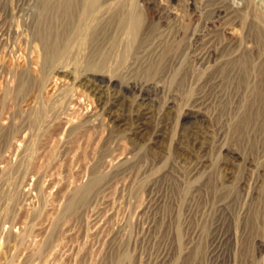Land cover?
<instances>
[{
    "label": "rangeland",
    "instance_id": "obj_1",
    "mask_svg": "<svg viewBox=\"0 0 264 264\" xmlns=\"http://www.w3.org/2000/svg\"><path fill=\"white\" fill-rule=\"evenodd\" d=\"M117 1L50 65L0 0V264H264V0Z\"/></svg>",
    "mask_w": 264,
    "mask_h": 264
},
{
    "label": "bare ground",
    "instance_id": "obj_2",
    "mask_svg": "<svg viewBox=\"0 0 264 264\" xmlns=\"http://www.w3.org/2000/svg\"><path fill=\"white\" fill-rule=\"evenodd\" d=\"M120 5H121L120 1H117V0H115L114 2H113V0H40V3L38 5L39 6V12H40V14H39L40 19H42V18L44 19L47 16L46 15L47 11H50L49 13H51V11H52V13H53L54 12L53 10H58L61 8H63L65 13L68 14L67 18L68 17L70 18L69 23H66V26L64 27V29L62 28L63 30L61 32H57L58 30L55 31L52 23H49V26L47 29L48 30L47 35L44 36V38L42 39V50H43L42 52L44 54V56H43L44 61L51 65V63H53L55 60L63 57L69 50V43L74 38H76L77 36H80V37L81 36H89V37H91L94 34L95 27L98 25V23L102 22V19L105 17V15L108 12L111 11V9L113 7H116V8L118 7L117 9H119V8H121V9H119L118 13L116 14L117 15V21L115 20L116 21V23H115L116 26L114 28L115 34H114V36L112 35V37H111V41H112L111 46L113 45V47H115L117 44H120V42H122V39L119 37L121 32L126 33L128 36L127 40L132 41L133 38L136 36L137 31H138L140 16H139L137 8L134 4L129 6L130 8H128V7L122 8V6H120ZM64 11H62V13ZM59 14H60V12H59ZM53 16H54V14H53ZM53 18H55V17H53ZM110 23H112V22H110ZM111 34H112V32H111ZM228 34L233 37L235 35V32H234V30H231V31H229ZM108 40H110V39H108ZM76 43H77V41H76ZM123 43H124V39H123ZM122 55H124V54H122ZM126 55H127V53H126ZM105 57L107 58L108 56L104 55L103 58H105ZM118 57H119V55H118ZM105 61H106V59H105ZM67 63H69V60ZM88 64L89 63L87 60L85 65L88 66ZM96 64L97 63H95V65ZM90 65L89 66L92 67V64H90ZM95 65L93 64L94 67H95ZM105 65H106V63H105ZM99 66H101V65H99ZM20 85H22V83ZM262 92H260V97H261V99L262 98L264 99V95L262 94ZM50 103L51 102H49V104ZM10 174H12V173H10ZM15 184H17V183H15ZM91 188H92V182H89L88 184L84 185L81 189L79 188L78 190L77 189L74 190L71 197L67 200V202L65 204V211L66 212L70 211L72 209L74 202H75L74 199L76 197L77 198L85 197L87 195V193L91 190ZM10 192H11V190H10ZM14 201H16V200L14 199ZM117 264H121V262L119 261V262H117Z\"/></svg>",
    "mask_w": 264,
    "mask_h": 264
}]
</instances>
